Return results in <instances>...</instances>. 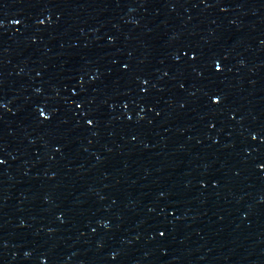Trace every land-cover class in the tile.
Segmentation results:
<instances>
[{
  "label": "water",
  "instance_id": "95a60500",
  "mask_svg": "<svg viewBox=\"0 0 264 264\" xmlns=\"http://www.w3.org/2000/svg\"><path fill=\"white\" fill-rule=\"evenodd\" d=\"M261 15H264V0H232Z\"/></svg>",
  "mask_w": 264,
  "mask_h": 264
}]
</instances>
